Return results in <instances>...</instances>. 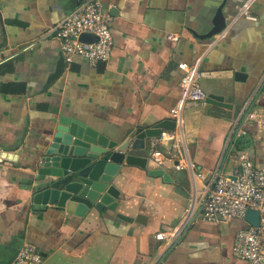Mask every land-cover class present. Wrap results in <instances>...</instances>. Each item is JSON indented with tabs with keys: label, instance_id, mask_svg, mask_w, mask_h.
I'll return each mask as SVG.
<instances>
[{
	"label": "crops",
	"instance_id": "1",
	"mask_svg": "<svg viewBox=\"0 0 264 264\" xmlns=\"http://www.w3.org/2000/svg\"><path fill=\"white\" fill-rule=\"evenodd\" d=\"M83 1L0 0V151L17 155L0 161V264H16L25 243L40 264H245L233 244L246 223L202 220L190 195L239 154L264 164V0L249 5L254 19L237 16L238 0H100L111 18L110 59L92 66L75 55L50 79L63 57L47 30ZM217 10L225 26L207 37ZM181 62L200 73L197 105L180 104ZM209 93L228 105L207 103ZM59 116L131 136L130 153L147 158L145 168L122 164L108 185L114 209L79 216L33 204L30 184ZM163 120L175 123L183 163L171 140L161 141L159 165L152 137L133 136ZM156 169L163 173H148Z\"/></svg>",
	"mask_w": 264,
	"mask_h": 264
},
{
	"label": "built area",
	"instance_id": "2",
	"mask_svg": "<svg viewBox=\"0 0 264 264\" xmlns=\"http://www.w3.org/2000/svg\"><path fill=\"white\" fill-rule=\"evenodd\" d=\"M237 16L254 19L248 11L252 0H238ZM111 18L105 14L100 0H84L75 9L68 12L60 21L47 30L58 40L65 65H69L73 56L79 55L92 66L106 63L112 55L113 40L110 31ZM90 36L91 39H83ZM183 71L180 80L182 99L180 104L197 105L204 101L205 94L198 84L200 73L192 65L184 62L178 64ZM179 104V105H180ZM179 107V106H178ZM174 112L177 116L178 108ZM172 141L178 161L181 159L178 142L179 135L175 131L161 130L160 134L151 139L155 162L162 164L159 147L162 140ZM238 165L229 172L218 168L212 177L200 186L193 183L190 203L195 215L202 220L225 222L230 219H241L246 227L235 234L233 252L245 264H264V164L255 165L248 158L239 154L235 156ZM183 167V164H178ZM191 169L193 166L191 165ZM195 179L204 178L202 172L193 171ZM248 209L258 212V225L252 226L244 220ZM163 232L156 234L157 239H164ZM41 256L30 244H23L16 257V264H40Z\"/></svg>",
	"mask_w": 264,
	"mask_h": 264
},
{
	"label": "water",
	"instance_id": "3",
	"mask_svg": "<svg viewBox=\"0 0 264 264\" xmlns=\"http://www.w3.org/2000/svg\"><path fill=\"white\" fill-rule=\"evenodd\" d=\"M224 26L223 14L217 10L213 26L206 36L220 32ZM64 66L62 59L50 79H55ZM234 75L241 77L239 72ZM206 102L217 106L228 105L223 96L214 93L207 94ZM174 124L171 120H163L147 128L139 127L133 136L135 140H144L159 135L162 129L173 130ZM131 139V136L122 140L110 138L76 118L59 116L53 137L38 161L36 174L40 179L30 184L33 204L52 205L79 216L93 207L99 211L114 209L116 201L107 188L122 164L139 168H145L147 164L146 157L130 153ZM16 157L10 151H0V161H14ZM148 173L160 175L163 171L156 169ZM244 220L257 226L258 212L248 209Z\"/></svg>",
	"mask_w": 264,
	"mask_h": 264
}]
</instances>
